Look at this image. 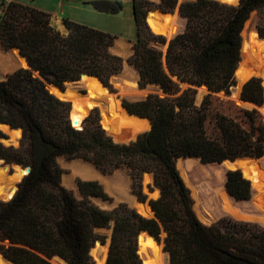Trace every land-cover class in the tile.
Here are the masks:
<instances>
[{
  "label": "trees",
  "instance_id": "trees-1",
  "mask_svg": "<svg viewBox=\"0 0 264 264\" xmlns=\"http://www.w3.org/2000/svg\"><path fill=\"white\" fill-rule=\"evenodd\" d=\"M130 1L135 41L127 62L138 72L139 88L155 85L163 96L122 99L120 108L138 129L121 139L109 135L93 112L81 129L74 128L68 118L69 103L51 94L44 83L63 88L64 83L86 74L111 90L110 79L123 64L111 52L116 36L68 18L62 19L63 33L52 26V15L46 11L15 0L3 5L0 45L5 50L18 49L29 69L18 68L0 80V123L21 130L19 147L0 143V158L30 171L13 198L0 201V242H7L0 244V254L13 264H53L54 256L66 264H92L90 249L106 239L95 229H111L105 264H142L137 243L141 231L162 240L168 264H264V228L228 217L210 225L202 223L176 167L178 158L224 166L226 160L263 156L260 112L218 94L229 95L235 84L242 30L251 12L264 9V0H239L237 5L218 0ZM72 4L106 15L123 10L118 0ZM175 8L185 21L183 31L168 41L152 33L147 14L153 10L170 13ZM257 29L264 37V29ZM152 45L166 46V50L163 53ZM181 84L186 87L181 89ZM202 86L208 92L197 105V89ZM239 91L242 101L263 103L259 78H249L235 98ZM118 109L116 104L109 115ZM140 120L149 123V130L123 144L143 128ZM60 156L91 162L103 174L125 169L138 201L146 199L141 176L151 174L153 187L159 191L156 199L148 201L155 217L147 218L124 203L110 211L100 209L89 200L108 199L96 181H77L82 195L78 200L61 184L62 170L56 162ZM247 179L239 170L226 172L227 195L219 196L223 212L238 214L228 197L250 199L252 185ZM254 208L261 219L262 212Z\"/></svg>",
  "mask_w": 264,
  "mask_h": 264
},
{
  "label": "rangeland",
  "instance_id": "rangeland-1",
  "mask_svg": "<svg viewBox=\"0 0 264 264\" xmlns=\"http://www.w3.org/2000/svg\"><path fill=\"white\" fill-rule=\"evenodd\" d=\"M9 0H0V14L3 5ZM59 1V0H57ZM121 1L124 5L122 22H127L128 26L125 31L113 30L109 29V33L114 34L116 39L112 46V52L123 59L122 70L117 75L121 78H124V81H120L123 85L127 87H131L128 84L127 80L129 76L134 78V83L136 87V83H138L139 76L138 72L135 68L127 62L128 57L132 54V46L135 41V25L132 20V10L130 0H118ZM153 3H157L158 0H149ZM183 0H179L182 2ZM223 3H227L230 5H237V0H218ZM146 22L148 24L149 29L154 34L163 35L165 39L168 41L173 36L178 33H181L184 28L185 21L178 14V8H175L173 12L163 13L159 10L150 11L146 16ZM51 24L55 28L61 29V32L65 33V31L59 25V19L54 17L51 19ZM246 25V26H245ZM244 28L242 30V44L240 50V61L238 63L237 69L235 71V80L241 79V83L243 84L251 77H257L261 80L262 87L264 88V37L259 36L258 27L264 29V9L260 12L253 11L250 13L247 22L245 23ZM128 31V32H127ZM168 33L166 34V32ZM153 47L160 49L163 53L166 50V46H158L152 45ZM10 50H5L0 45V54L2 57L6 56ZM8 52V53H7ZM8 61V62H6ZM12 59L6 58L5 61H0V80H4L6 76L13 71L19 68L18 63H12ZM18 66V67H17ZM129 67L132 75H125V68ZM23 68V67H22ZM137 74V75H135ZM124 77H123V76ZM137 77V79H136ZM83 84L78 88V92L82 95H79L75 90H70V95L73 98V113L77 117H87L91 112L95 113L99 117V122L101 118V123L105 128L106 132L116 138H123L127 134L131 133L134 130H137L136 123L132 122V119L126 115L123 109L120 108V101L122 99H126L129 101H138L143 100L148 94H158L159 96H163V93L155 86V85H147L144 88H139L136 91L137 93H123L124 89L118 83L117 78L111 79V90L112 94H108L103 85L98 82L94 78L86 77L83 78ZM237 82V81H236ZM240 83V82H239ZM119 86V87H118ZM124 86V87H125ZM181 89L185 88L186 85L181 84ZM52 94L59 96L58 91L49 90ZM127 92V91H126ZM198 94L202 93L201 97H198L196 94L195 102L198 105L203 96L204 92L200 89H197ZM221 98H227L222 96L220 93L218 94ZM240 91L238 97L235 98L233 95H230V99L236 102H239ZM119 104V109L112 115H109L113 107ZM90 109V111H88ZM88 111V112H87ZM259 111V110H258ZM260 112V111H259ZM87 113V114H86ZM261 114V112H260ZM262 115V114H261ZM263 117V116H262ZM138 120V119H137ZM136 120V121H137ZM143 128L138 131L134 138L127 139L124 143L127 144L129 142L135 141L137 136L148 131L150 126L149 123L140 120L139 121ZM8 135V139L4 140V136ZM108 135V136H109ZM18 142V143H17ZM0 143L4 146L12 145L14 148L19 147L20 145V130H8L5 125L0 124ZM79 159V160H77ZM250 159V158H247ZM264 159V154L262 157L258 159L251 160H260ZM67 162H66V161ZM80 158L67 159L64 156H60L56 159V162L60 169L62 170L61 175V184L66 189L70 190L73 195L78 199H82V195L80 194L77 186V181H96L98 182L103 191L107 195L108 199L106 201H100L96 198L90 197L89 200L91 203L99 207L104 211H110L115 208L118 204L124 203L129 208L136 210L143 216L149 217V214L141 211L140 209L131 207L126 201L116 195H120L125 198H133L136 203L142 206V203L137 202V198L135 195L131 193V179L128 172L125 169H117L111 174H101L99 170L92 164L86 163L88 161L82 160ZM85 161V162H83ZM7 163H1L0 161V173H3L7 177V179L11 177L18 176L16 182L22 176L18 168H15V173L12 174V169L14 167L10 166ZM189 165V166H188ZM228 168H231V164L226 163ZM236 165L241 168L245 177H248L249 171L247 168V161H237ZM97 169H95V168ZM176 167L179 171L181 178L183 179L186 187L190 192V196L193 200V210L197 218L204 224L210 225L212 223L217 222L219 219L223 217L231 218L235 221L239 222H248L252 224H256L257 226L264 228V210H260L255 206V188L252 189V195L247 201H235L233 198H229V201L233 206H236L238 209V214H228L223 212L221 209V202L219 196L221 194H226L224 188L225 182V174L228 168L222 166V163H209L203 164L199 160L195 158H178L176 161ZM11 174V175H7ZM105 175V176H104ZM120 181L123 185L122 191H114L112 194L109 192L111 190L110 184L113 182ZM152 175L148 173L142 174L141 176V187L143 193L146 195L145 202L148 203L150 199H156L159 196L158 189L153 187L152 184ZM15 182V183H16ZM250 182V181H249ZM251 184V182H250ZM104 185V186H103ZM14 186V183H13ZM75 186H77L75 188ZM2 202V200H0ZM254 204V205H253ZM254 206L262 212L260 214L261 219L256 216L259 213L255 212ZM95 232L99 235L104 236L105 244L109 242L110 238V229H95ZM165 236L164 233H161L160 237L163 239ZM140 245L142 249L138 252L140 258L142 260V264H167L168 263V255L163 251V243L162 240L159 242L160 245H157L155 241L148 235H141L139 238ZM0 244L7 245V242H3ZM104 250L105 247L101 246V251ZM92 251H90L91 253ZM105 257V254H104ZM93 259V258H92ZM167 260V261H166ZM0 264H10L6 260L0 257Z\"/></svg>",
  "mask_w": 264,
  "mask_h": 264
},
{
  "label": "bare ground",
  "instance_id": "bare-ground-1",
  "mask_svg": "<svg viewBox=\"0 0 264 264\" xmlns=\"http://www.w3.org/2000/svg\"><path fill=\"white\" fill-rule=\"evenodd\" d=\"M127 26H128V23L127 22H123V25H122V28H125V30L127 29ZM111 50H112V47H111ZM112 52V51H111ZM8 53V52H7ZM6 58L8 59H12L14 62L20 64V67H23L25 68L26 67V61H25V58L24 57H21L19 55H17V51L15 49L13 50H10L9 53L4 57H2V55L0 54V61H5ZM12 61V63H13ZM8 62V61H6ZM18 67V66H17ZM131 70L128 66L125 68V75H132L130 74L131 73ZM136 70V69H135ZM134 75V74H133ZM137 75V74H135ZM123 76V75H122ZM124 77V76H123ZM86 78V77H85ZM92 78V77H91ZM124 79V78H123ZM137 79V77H136ZM127 80L128 84L131 85V87H127L125 85H123V93H131V94H134V93H137L136 91L137 90V87H135V83H134V78L132 76H129L128 79H125ZM119 87V86H118ZM51 90H54L55 91V88H52ZM57 90V89H56ZM127 91V92H126ZM70 93V90L67 91V94H68V97L70 98L71 102H72V109H71V117L73 119H75L77 121V123H79L81 121V119L83 117H77L74 113H73V98L71 97V95L69 94ZM56 96V95H55ZM83 97V96H81ZM240 105V103H238ZM90 111V109L88 110ZM87 111V112H88ZM87 114V113H86ZM77 128V126H75ZM78 129V128H77ZM79 160V159H77ZM66 161V160H65ZM82 161V160H80ZM240 161H247V160H240ZM67 162V161H66ZM85 162V161H83ZM86 163H89V162H86ZM225 163H229L231 164V167L233 169V164L228 162V161H224L223 162V165L226 167ZM92 164V163H90ZM93 165V164H92ZM15 168L17 167H14V173H15ZM95 168V167H94ZM228 168V167H226ZM247 168H248V171H249V175H248V179L250 180L251 182V185L252 187L255 188L256 190V193H255V206L260 209V210H264V159H260V160H251V161H247ZM19 169V168H18ZM96 169V168H95ZM230 169V168H228ZM97 170V169H96ZM20 173H22V175H24L26 173L25 169L24 170H20ZM100 172V171H99ZM13 173V174H14ZM101 173V172H100ZM243 173V172H242ZM102 174V173H101ZM103 175V174H102ZM244 175V174H243ZM105 176V175H104ZM18 176H15L14 178L11 177L9 179H7V177L5 175H3V173H0V200H8L14 193L15 191V187L13 186V183L16 182V179H17ZM22 177V176H21ZM20 177V178H21ZM245 177V176H244ZM121 182L118 181V182H112L110 184V188L111 190L109 191L111 194L116 191V190H120L122 191L124 188H123V185L120 184ZM104 186V185H103ZM77 186H75L76 188ZM77 189V188H76ZM116 196H119L120 198H122L124 201H126L131 207H134V208H137V209H140L141 208V211H144L146 213L149 214V217L152 216V212L149 208H147L144 204H142V206H140V204L136 203L135 200L133 198H125V197H121L120 195H116ZM96 198V197H95ZM100 201H102L100 198H96ZM91 254H96L97 256L100 255L102 256V261H103V258H104V250L101 251V246H99L98 244H96L95 246V249L91 252ZM2 258V257H1ZM5 260V259H4ZM167 261V260H166ZM53 264H57L53 261H51ZM100 264V263H99Z\"/></svg>",
  "mask_w": 264,
  "mask_h": 264
},
{
  "label": "water",
  "instance_id": "water-1",
  "mask_svg": "<svg viewBox=\"0 0 264 264\" xmlns=\"http://www.w3.org/2000/svg\"><path fill=\"white\" fill-rule=\"evenodd\" d=\"M238 2H239V0H237V4H238ZM168 33V31L166 32V34ZM13 49H15L16 51H17V55H19V56H21L20 55V53H19V51H18V49H16V48H12V49H10V50H13ZM22 57V56H21ZM26 61V60H25ZM19 65V68H22V67H20V64H18ZM23 69H29V66H28V64H27V62H26V67L25 68H23ZM237 69V68H236ZM236 71V70H235ZM33 74H34V76H37V77H39V75H38V73L37 72H33ZM118 75V74H117ZM117 75H114V76H112L111 77V79H115V78H117V80H118V83L121 85V86H123V84L120 82V81H124L123 80V78H121V77H119V76H117ZM85 77H93V78H96V77H94V76H89V75H86V74H82L81 76H80V78H79V80L78 81H75V82H66V83H64V85H63V88H60V87H58V86H56V85H54V84H50V83H47L46 81H44V83H45V86H46V89L49 91V90H51L52 88H55V89H57V91H58V95L59 96H56L57 98H59L60 100H63V101H65V102H68L69 103V105H70V110H69V116H68V118H69V121H70V123H71V125L74 127V128H76L75 126H77V128L78 129H81L82 128V122H83V120H84V118H82L81 119V121L79 122V123H77V121L75 120V119H73L72 117H71V109H72V102H71V100H70V98L68 97V94H67V91L69 90V89H71V90H75L77 93H79L78 92V88L80 87V85H82L83 84V78H85ZM234 78H235V73H234ZM99 82H100V80L98 79V78H96ZM110 79V80H111ZM237 81V82H236ZM240 82V83H239ZM246 82V81H245ZM244 82V83H245ZM101 83V82H100ZM243 83V84H244ZM102 84V83H101ZM242 83H241V79H237V80H235V84L233 85V86H231L230 87V89H229V95H226L224 92H221L220 94L222 95V96H225V97H227V98H229L230 99V95H234L235 93H236V91L239 89V90H241V87H242V85H243ZM103 85V84H102ZM103 87L106 89V91H107V93L108 94H112L111 92H110V90L106 87V86H104L103 85ZM136 87H137V89H139V86H138V83H136ZM160 91H161V93H163L162 92V90L158 87V86H156ZM122 88V87H121ZM124 88V87H123ZM198 89H200V90H202L204 93H207L208 92V90H207V88L206 87H204V86H202V87H200V88H198ZM52 94V93H51ZM54 95V94H53ZM79 95H81V96H84V95H82V94H80L79 93ZM197 96L198 97H201L202 96V93H199L198 94V92H197ZM263 98H264V88H263ZM239 102H240V105L239 106H241V107H243V108H247V109H252V108H255V109H257V110H259L260 112H261V114H262V116H263V119H264V99H263V103L261 104V105H255V104H252V103H249V102H245V101H242L241 99H240V96H239ZM120 104H121V101H120ZM237 104V103H236ZM123 107V106H122ZM124 108V107H123ZM125 109V108H124ZM1 125H5L7 128H8V130H10V131H12V130H16V129H12V128H10L8 125H6V124H2V123H0ZM100 125H101V123H100ZM20 130V129H19ZM105 130V129H104ZM3 136H4V140H7L8 139V135H4V134H2ZM20 138H21V130H20ZM18 143V142H17ZM240 160H247V161H251V159H247V158H239V159H236V160H233V161H231V160H226V161H228V162H230V163H232L233 164V169H230V170H239L240 172H241V175L243 176V178H245V179H247L246 177H244V175H243V173H242V170H241V168H239L237 165H236V163H237V161H240ZM0 161H1V163H5V161L3 160V159H1L0 158ZM10 166H12V167H17V168H19L20 170H24L25 169V171H26V173L24 174V175H22V177L16 182V183H14V187H15V191H14V193H13V195L8 199V200H2V202H7V201H9L10 199H12L13 198V196L15 195V193L17 192V190H18V184L21 182V180H22V178L25 176V175H27L28 173H29V171H30V168L29 167H23V166H21V165H18V164H11ZM14 173V169H12V174ZM144 174H146V175H148V173H144ZM7 175H11V174H7ZM248 181H250L249 179H247ZM93 198H95V197H93ZM102 201H106V200H103L102 198H100ZM137 202H139V203H146L145 201H138V200H136ZM149 207H150V209H151V206L149 205V203H146ZM151 211H152V209H151ZM153 217H155L154 216V213H153V211H152V216L151 217H147V218H153ZM111 230V229H110ZM110 234H111V232H110ZM141 235H149L150 237H152L148 232H146V231H141L139 234H138V236H137V243H138V252L142 249V246L140 245V240H139V238L141 237ZM152 239L155 241V243L157 244V245H160L159 244V242L158 241H156L153 237H152ZM96 244H98L99 246H102V247H105V257L103 258V261H102V256H100V255H96V254H91L90 253V256H91V258H93L92 259V261H93V263L92 264H105V262H106V259H107V253H108V245H109V242L107 243V244H102V243H100V242H98V241H96L95 243H94V245H93V247L90 249V251H93L94 249H95V246H96ZM0 257H2L3 259H5L7 262H9L10 264H13L11 261H9V260H7L5 257H3L1 254H0ZM51 261H53V262H55V263H57V264H66L65 263V261H63V260H61L60 258H58L57 256H54V257H52L51 258ZM144 264V263H143ZM168 264V263H167Z\"/></svg>",
  "mask_w": 264,
  "mask_h": 264
},
{
  "label": "crops",
  "instance_id": "crops-1",
  "mask_svg": "<svg viewBox=\"0 0 264 264\" xmlns=\"http://www.w3.org/2000/svg\"><path fill=\"white\" fill-rule=\"evenodd\" d=\"M22 4L30 5L40 10L46 11L52 15V18L57 17L59 19L60 27L66 32L64 25L62 24L63 18H68L79 24L86 25L95 29H99L105 32H109V29L125 31V28H122L124 19L123 10L119 15H106L94 12L88 7L77 6L72 4L75 1L80 0H15ZM68 1L69 4L64 3ZM88 1V0H82ZM159 1V0H158ZM131 4V1L130 3ZM132 15V14H131ZM51 18V19H52ZM133 20V17H132ZM61 31V29L56 28ZM128 32V31H127ZM119 55V54H118Z\"/></svg>",
  "mask_w": 264,
  "mask_h": 264
}]
</instances>
